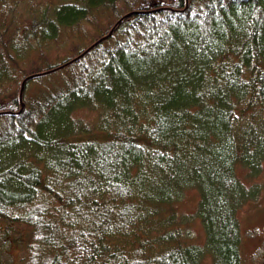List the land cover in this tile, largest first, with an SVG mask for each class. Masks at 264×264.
Segmentation results:
<instances>
[{"label":"trees","instance_id":"1","mask_svg":"<svg viewBox=\"0 0 264 264\" xmlns=\"http://www.w3.org/2000/svg\"><path fill=\"white\" fill-rule=\"evenodd\" d=\"M263 162L264 0H0V236L18 264H243L257 190L236 171ZM191 187L204 246L176 220Z\"/></svg>","mask_w":264,"mask_h":264},{"label":"rangeland","instance_id":"2","mask_svg":"<svg viewBox=\"0 0 264 264\" xmlns=\"http://www.w3.org/2000/svg\"><path fill=\"white\" fill-rule=\"evenodd\" d=\"M24 18L26 15L24 14ZM95 26L87 25V33L92 37ZM76 40H79L77 38ZM90 40V39H89ZM74 42V41H73ZM73 43L70 47H56L50 52L52 60H62L67 56L75 54ZM76 117L94 122L98 115L86 109L76 112ZM237 175L247 187L257 190L256 195L247 200L238 211V218L242 228V254L243 264H264V162L261 171L253 176L245 167H237ZM196 187L188 188L184 197L178 203L176 220L180 221L182 232L189 239L191 244L205 245V231L200 217L197 214L199 193ZM17 249L11 245L6 237L0 236V264H18ZM212 257L208 255L204 260L205 264H213Z\"/></svg>","mask_w":264,"mask_h":264},{"label":"water","instance_id":"3","mask_svg":"<svg viewBox=\"0 0 264 264\" xmlns=\"http://www.w3.org/2000/svg\"><path fill=\"white\" fill-rule=\"evenodd\" d=\"M127 17V16H126ZM102 40H99L98 42H96L95 44H93L84 54H86L90 49L93 48L94 45H97L98 43H100ZM83 54V55H84ZM41 74H34L32 76H29L28 78H26L22 84V89H21V98H22V94H23V91L25 89V83L28 81V80H31L32 78L36 77V76H39Z\"/></svg>","mask_w":264,"mask_h":264}]
</instances>
